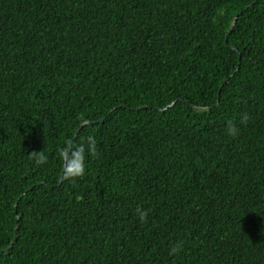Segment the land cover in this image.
I'll return each mask as SVG.
<instances>
[{"label":"trees","instance_id":"trees-1","mask_svg":"<svg viewBox=\"0 0 264 264\" xmlns=\"http://www.w3.org/2000/svg\"><path fill=\"white\" fill-rule=\"evenodd\" d=\"M0 264H264V0H0Z\"/></svg>","mask_w":264,"mask_h":264},{"label":"clouds","instance_id":"clouds-1","mask_svg":"<svg viewBox=\"0 0 264 264\" xmlns=\"http://www.w3.org/2000/svg\"><path fill=\"white\" fill-rule=\"evenodd\" d=\"M242 124L247 122V117H243L240 121ZM83 124H87V121H82ZM228 134L235 136L238 133V129L232 122L228 124ZM87 141V153L92 157H98L99 153L96 150V140L93 136H88ZM85 152L86 147L84 143L74 144L72 141L66 143V145L58 149V157L62 161V176L64 180L75 181L77 178L85 175ZM28 158L35 161L37 165L46 164L48 157L43 150L36 152L32 151L28 154ZM140 221L146 222L148 216L147 211H143L137 208ZM178 248H173L172 253L174 254Z\"/></svg>","mask_w":264,"mask_h":264},{"label":"water","instance_id":"water-1","mask_svg":"<svg viewBox=\"0 0 264 264\" xmlns=\"http://www.w3.org/2000/svg\"><path fill=\"white\" fill-rule=\"evenodd\" d=\"M236 19H237V17H234V18H233V21H232V23H231L230 29L228 30V33L230 32L231 28L233 27V25H234ZM217 103H218V99H217V101H216V104H217ZM61 175H62V173H61Z\"/></svg>","mask_w":264,"mask_h":264}]
</instances>
